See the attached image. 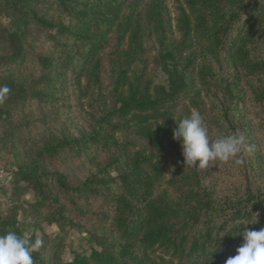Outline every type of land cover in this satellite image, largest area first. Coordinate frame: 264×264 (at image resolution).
Here are the masks:
<instances>
[{"label": "trees", "instance_id": "trees-1", "mask_svg": "<svg viewBox=\"0 0 264 264\" xmlns=\"http://www.w3.org/2000/svg\"><path fill=\"white\" fill-rule=\"evenodd\" d=\"M5 2L0 10L10 25L0 23V65L6 54L14 64L31 52L33 25L44 30L49 50L36 58L46 79L63 91L69 72L71 88L88 99L91 110L88 126L64 142L76 144L97 164L83 193L103 190L115 208L112 227L94 237L98 246L90 254L62 262L44 259L39 249L32 253L34 264H225L243 243L236 235L243 222L258 213V222L247 227H264V177H253L259 160L250 166L243 151L220 162L222 172L186 167L181 144L173 139L176 122L193 110L204 118L210 138L221 131L240 134L238 100L244 94L264 112V0H176V16L166 0ZM153 37L167 86L152 76ZM53 91L36 93L53 96ZM103 152L120 164L119 179L94 159ZM18 172L37 190L47 185L44 175H58L42 159ZM233 177L235 185L223 184ZM40 194L43 201L60 202L54 189ZM71 216L57 205L47 222L65 230L75 224ZM8 231L28 236L16 216H0V234Z\"/></svg>", "mask_w": 264, "mask_h": 264}, {"label": "rangeland", "instance_id": "rangeland-1", "mask_svg": "<svg viewBox=\"0 0 264 264\" xmlns=\"http://www.w3.org/2000/svg\"><path fill=\"white\" fill-rule=\"evenodd\" d=\"M3 4H6L5 0H0V9ZM166 4L176 16V0H166ZM39 9L52 14V9L47 5H39ZM9 22V17L0 10V23L9 28ZM31 31L30 44L27 45L31 52L27 51L26 56L14 64L10 63L9 54H6L0 65V95L4 97L0 100V216L7 219L16 216L26 235L42 237L44 245L39 249L44 259L68 262L77 253L90 254L92 248L98 246L94 237L105 234L112 227L115 208L108 198L110 196L101 189L99 193H83L84 186L88 185L86 181L97 172V164L92 163L88 153L77 149L76 144L65 146L64 142L73 140L81 128L88 126V114L91 112L88 99L71 88L69 72L63 91H57L58 85L46 79L43 64L38 63L36 54L49 50V41L42 39L44 30L39 26L33 25ZM150 46L152 76L158 84L167 86L168 77L161 66L157 37H153ZM5 48L1 46L4 52ZM5 87L9 89L7 93L2 91ZM43 88H52L56 92L53 91V96L36 93V90ZM184 106L185 102L177 110ZM238 112L239 131L245 138L246 162L254 166L259 160L257 173L254 172L253 177L256 178L258 174L262 179L264 112L257 109L245 94L238 100ZM118 136L124 139L125 133L119 132ZM139 146H143V143ZM253 153L259 156L252 158ZM38 159L45 162L50 173H58L56 176L44 175L42 181L47 185L40 190H37L39 186H34L24 178V174L18 172ZM94 159L108 165L107 173L119 179L121 166L113 161L108 152ZM219 164L218 161L211 162L208 170L222 172L224 166L220 167ZM251 174L252 168L244 178ZM221 178H225V174ZM236 182L237 179L233 177L223 184L232 186ZM117 186L118 191L124 190L122 186ZM48 189L55 190L60 202L43 201L40 192L44 195ZM57 205L72 211L74 225L67 224L62 230L56 223L47 222V214L54 211Z\"/></svg>", "mask_w": 264, "mask_h": 264}, {"label": "clouds", "instance_id": "clouds-1", "mask_svg": "<svg viewBox=\"0 0 264 264\" xmlns=\"http://www.w3.org/2000/svg\"><path fill=\"white\" fill-rule=\"evenodd\" d=\"M2 91L7 93L9 89L5 87ZM3 98L0 95V100ZM173 139L181 144L186 167L197 169L206 168L215 161L228 163L245 151V138L241 134L221 131L215 139L210 138L208 126L196 110L189 117L176 122ZM235 162L239 164L243 161L236 159ZM257 222L258 213L253 221L243 222L239 226L236 235H242L243 243L236 248L234 256L227 258L225 264H264V227L259 230L247 227ZM43 243L42 237L33 241L14 231L0 234V264H34L32 253L38 251Z\"/></svg>", "mask_w": 264, "mask_h": 264}]
</instances>
